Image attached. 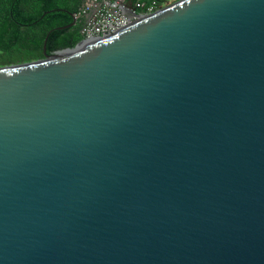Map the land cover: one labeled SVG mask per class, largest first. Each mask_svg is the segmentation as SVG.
Returning <instances> with one entry per match:
<instances>
[{"label":"water","instance_id":"water-1","mask_svg":"<svg viewBox=\"0 0 264 264\" xmlns=\"http://www.w3.org/2000/svg\"><path fill=\"white\" fill-rule=\"evenodd\" d=\"M48 34L0 66V264H264V0Z\"/></svg>","mask_w":264,"mask_h":264},{"label":"trees","instance_id":"trees-1","mask_svg":"<svg viewBox=\"0 0 264 264\" xmlns=\"http://www.w3.org/2000/svg\"><path fill=\"white\" fill-rule=\"evenodd\" d=\"M151 1V0H146ZM163 6L166 0H155ZM82 0H0V66L29 62L46 53L73 48L81 39L80 24L72 21ZM47 12V13H45Z\"/></svg>","mask_w":264,"mask_h":264},{"label":"built area","instance_id":"built-area-1","mask_svg":"<svg viewBox=\"0 0 264 264\" xmlns=\"http://www.w3.org/2000/svg\"><path fill=\"white\" fill-rule=\"evenodd\" d=\"M161 7L155 0H82L74 14L81 39L74 47L110 36Z\"/></svg>","mask_w":264,"mask_h":264},{"label":"rangeland","instance_id":"rangeland-1","mask_svg":"<svg viewBox=\"0 0 264 264\" xmlns=\"http://www.w3.org/2000/svg\"><path fill=\"white\" fill-rule=\"evenodd\" d=\"M175 1H177V0H166V1L164 2V5H163V6H167V5H169V4H171V3L175 2ZM163 6H162V7H163Z\"/></svg>","mask_w":264,"mask_h":264},{"label":"bare ground","instance_id":"bare-ground-1","mask_svg":"<svg viewBox=\"0 0 264 264\" xmlns=\"http://www.w3.org/2000/svg\"><path fill=\"white\" fill-rule=\"evenodd\" d=\"M66 52V51H65Z\"/></svg>","mask_w":264,"mask_h":264}]
</instances>
